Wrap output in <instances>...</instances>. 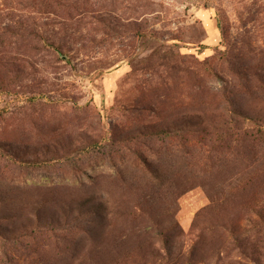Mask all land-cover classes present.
Wrapping results in <instances>:
<instances>
[{
	"label": "rangeland",
	"instance_id": "obj_1",
	"mask_svg": "<svg viewBox=\"0 0 264 264\" xmlns=\"http://www.w3.org/2000/svg\"><path fill=\"white\" fill-rule=\"evenodd\" d=\"M0 264H264V0H0Z\"/></svg>",
	"mask_w": 264,
	"mask_h": 264
}]
</instances>
